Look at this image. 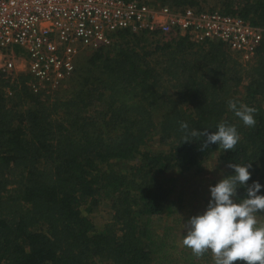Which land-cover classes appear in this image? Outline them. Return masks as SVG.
Here are the masks:
<instances>
[{"label":"trees","instance_id":"16d2710c","mask_svg":"<svg viewBox=\"0 0 264 264\" xmlns=\"http://www.w3.org/2000/svg\"><path fill=\"white\" fill-rule=\"evenodd\" d=\"M211 9L238 14L264 28V0H215ZM169 9L203 8L210 0H153ZM90 64L99 74H73L67 91L34 93L31 75L8 79L0 72V264H149L180 251L150 216H171L172 170L202 169L205 159L251 163L247 185L264 195V39L253 65H243L221 43L196 45L181 38L157 46L146 34L123 32L122 40ZM149 49V48H148ZM106 50V49H105ZM245 84V85H244ZM244 85L243 99L236 97ZM255 107L256 125L246 127L228 101ZM159 112V119L155 113ZM158 119V120H157ZM235 125V149L200 150L183 143L189 130ZM157 133L166 151L148 149ZM191 139V138H190ZM136 161L121 173L111 161ZM234 174L228 168L225 177ZM112 195V217L98 233L82 211L102 194ZM246 187L237 188L239 199ZM138 213L148 219L140 222ZM264 214V213H260ZM239 264V262H238Z\"/></svg>","mask_w":264,"mask_h":264},{"label":"built area","instance_id":"2783aa9c","mask_svg":"<svg viewBox=\"0 0 264 264\" xmlns=\"http://www.w3.org/2000/svg\"><path fill=\"white\" fill-rule=\"evenodd\" d=\"M123 32L163 44L221 43L243 65L256 62L264 28L221 9H169L150 0H0V72L31 75L34 93L54 91L83 52L109 49Z\"/></svg>","mask_w":264,"mask_h":264},{"label":"clouds","instance_id":"9594fccd","mask_svg":"<svg viewBox=\"0 0 264 264\" xmlns=\"http://www.w3.org/2000/svg\"><path fill=\"white\" fill-rule=\"evenodd\" d=\"M228 108L244 126L255 127V107L229 100ZM180 130L184 133L183 143L199 141L201 151L212 144L223 151L233 150L240 140L236 126L227 121H221L216 131L189 130L186 122H180ZM251 166L229 163L227 167L234 169V174L210 186L206 210L185 223L182 245L197 259L210 252L214 264H264V223L257 217L264 213V195L257 194L261 189L259 182L247 185ZM238 187H246L245 198H238Z\"/></svg>","mask_w":264,"mask_h":264},{"label":"rangeland","instance_id":"374dc122","mask_svg":"<svg viewBox=\"0 0 264 264\" xmlns=\"http://www.w3.org/2000/svg\"><path fill=\"white\" fill-rule=\"evenodd\" d=\"M214 2L216 1L210 0V3H203V7L211 9L212 6L215 5ZM129 40H133L131 36H128L123 40L122 37H119L116 45ZM157 46H162V43L160 41H155L154 43L153 41L152 47L150 48L149 46V49L145 43H141L137 49L139 48L138 50L143 51L145 48L146 50H150L154 53ZM108 50L109 49L103 50V54H106ZM97 53L99 54L101 52H83L77 61L74 73L77 75L99 74V69L90 64V60ZM233 56L239 60L237 55L233 54ZM72 75L61 83L57 90L67 91L74 87V85L69 82ZM244 85H241L238 88V93L236 95L238 99L244 98ZM155 117L159 119L160 113L156 112ZM148 149L152 152H162L166 151L167 147L162 145L160 142V136L155 133L150 137ZM221 154L222 153L219 151L208 156L203 163L202 169L200 170L175 169L166 175L167 178H172L174 180L171 185L174 187L172 199L177 203V206L174 209L175 213L171 216L164 214L150 216V218L153 220V226L160 231V233H164L168 228L170 229L167 231V234L170 237V240H172V242H174L177 246L180 253L168 261L160 260L158 256L153 255L149 264H214L210 252L205 253L201 258L197 259L189 248L182 245V240L184 235H186L184 225L187 220L191 216L202 214L206 210L211 198L210 186H215L217 182L225 177L227 166L220 160ZM134 164H136V161H111L112 168L120 171L121 173L129 172L130 168ZM111 200L112 195L104 193L97 198L96 205L92 206L91 209L89 208V205L82 208L83 213L94 222L98 233H102L104 231L105 225L112 217ZM138 217L140 222H144L148 219V216L145 214L138 213ZM257 217L259 222L264 223V214L258 213Z\"/></svg>","mask_w":264,"mask_h":264}]
</instances>
